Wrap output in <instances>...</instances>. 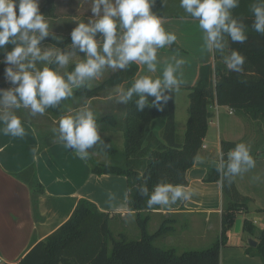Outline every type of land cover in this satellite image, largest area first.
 <instances>
[{"label":"crops","instance_id":"crops-1","mask_svg":"<svg viewBox=\"0 0 264 264\" xmlns=\"http://www.w3.org/2000/svg\"><path fill=\"white\" fill-rule=\"evenodd\" d=\"M59 3V0H54L55 17L46 18L49 24H61L62 16L57 13ZM153 12L163 18L165 30L173 32L177 39L157 49L154 73L149 72L147 65L135 62L138 69L134 79L142 75L162 78L167 65L175 66L178 59L185 61L177 69L178 78L181 80L180 91L174 93L176 133L181 140L188 117L186 88L195 84L207 66H213V53L204 48L203 31L199 28L198 21H194L185 11L178 16L159 9ZM49 32L59 33L51 29ZM38 47L42 53L43 50H52L53 56L57 50L50 43H39ZM80 52L78 48L67 53L70 55L69 64L64 67L57 65L55 70L64 73L69 66H75L81 56L85 59L86 54ZM49 62L45 61L44 65L48 66ZM178 98L186 100L184 106L187 115L183 118H178ZM84 107L90 108L98 118L112 114L116 127L105 123L98 124L100 136L110 139L112 143L115 139L120 140V137L123 140L124 102L118 100V95L109 92L108 95L101 93L92 98L69 97L63 106L65 114L73 115ZM209 109L213 111V116L208 122L195 162L187 171V184L177 185L184 188V195L175 204L160 205L159 209L149 212L147 230L150 233L156 231L164 219L174 220L172 231L158 238L164 237L161 242L171 244L175 249H204L220 238L223 209L221 183L207 182L203 177L207 168H221V141H231L235 145L244 142L251 152L255 150L259 140V136H255L253 131L247 135L241 130V118L250 122L255 120L234 112L228 113L227 106H218L216 103L211 104ZM44 114L48 117L51 115L48 112ZM20 119L25 129L22 137L4 135V125L0 123V256L4 260L19 261L32 244L44 239L70 217L79 199L89 200L99 211L107 213L110 227L116 235L123 233L127 236L128 229L133 236L139 235L135 213L128 209L125 176L93 174L89 162L81 160L74 149L63 145L59 128L51 130L49 124L39 126L30 119ZM59 119L60 117H52V124L58 126ZM162 125V118L154 119L150 124V133L160 137ZM92 154L96 158L100 154L107 156L103 153ZM252 157L256 162L255 167L233 176L236 189L246 197V202L237 213L231 228L225 233L226 242L220 248V264H263L259 257L246 253L248 240L257 242L259 232L264 229V153ZM107 159L106 163L113 161L111 157ZM120 159L117 157L114 160ZM31 164L35 165L37 178L43 187V193L36 201L35 213L31 190L14 175ZM244 219L251 222V232L243 230Z\"/></svg>","mask_w":264,"mask_h":264},{"label":"trees","instance_id":"trees-1","mask_svg":"<svg viewBox=\"0 0 264 264\" xmlns=\"http://www.w3.org/2000/svg\"><path fill=\"white\" fill-rule=\"evenodd\" d=\"M252 0H241L240 6L233 14L244 17L248 27V39L243 44H231L246 57L244 72L237 74L228 71L219 51L213 52V66L206 67L194 85L187 87V120L181 140L177 138L175 123L174 93L163 111L155 107L137 110L135 101L137 94L124 103V123L122 126L123 150L118 149L108 138H102L103 144L96 143L86 149L85 160L95 175H123L127 183L128 209L135 213L136 226L139 229L137 239H129L125 234L114 235L109 215L98 210L89 200L79 199L70 217L44 239L32 244L19 259L18 264H220V248L226 242V231L229 230L237 213L244 206L246 197L236 189L234 177L225 175L227 171L228 153L235 146L234 142L221 141V168L209 167L203 177L204 181H220L223 196L220 238L204 249H191L177 252L173 247L161 248L155 245L159 236L172 231L174 220L164 219L153 233L147 230L149 212L159 209L160 205L147 206V201L159 182L171 183L174 186L187 184V171L195 162L202 146L208 122L213 116L209 106H227L237 115L251 120L264 122V35L251 29V13L249 7ZM168 7L164 0H155L152 11ZM40 11L45 17H54V0H44ZM176 13L172 15H180ZM170 15V14H169ZM189 17L190 14H188ZM19 42V41H18ZM39 43L54 45L56 52L69 53L78 49L72 43L71 35L49 32ZM15 45L6 44L0 48V97L3 90L13 88L12 82H5L6 53ZM55 53L48 66L55 70ZM74 65L65 72H71ZM138 66L135 62L126 69L111 73L96 86L82 84L74 89L77 98H92L103 91L123 84L124 91L135 81ZM64 72V73H65ZM67 99V98H66ZM62 99L57 105L46 108V112L55 117L65 115ZM149 101L154 97H148ZM163 103V101H161ZM156 118L163 119L160 137L149 131L151 122ZM98 124L116 127L112 114L98 118ZM90 152L103 153L113 159L111 163H94ZM120 153L119 161L114 157ZM17 179L28 185L31 190L33 212H36V201L43 193L35 165L31 164L24 170L14 174ZM148 189V194L143 189ZM242 228L252 231V224L243 220ZM246 253L259 257L264 264V229L257 236L255 247L247 246Z\"/></svg>","mask_w":264,"mask_h":264},{"label":"clouds","instance_id":"clouds-1","mask_svg":"<svg viewBox=\"0 0 264 264\" xmlns=\"http://www.w3.org/2000/svg\"><path fill=\"white\" fill-rule=\"evenodd\" d=\"M155 0H94L91 12L98 17L88 23L80 22L72 30L74 47L86 54V58L76 63L71 72L61 73L49 66L37 69L36 61H48L52 50L41 52L40 40L49 35V23L40 11V0H0V48L6 44L15 45L8 51L5 60L10 66L5 73L15 87L3 90L0 105L11 108H30L33 115L44 114L46 108L57 105L62 99L73 96L74 89L86 80L97 77L105 65L112 69H126L130 63L147 65L150 73L156 71L157 49L176 41L173 32L165 30L163 18L152 11ZM241 0H180V7L198 21L203 31L204 48L207 52L219 51L225 68L237 74L244 72L246 57L231 44H243L248 39V25L244 17L233 14ZM102 11V15H101ZM251 29L264 35V0H252ZM103 35L98 44L96 34ZM38 33V35H37ZM19 41V42H18ZM70 55L55 53V63L67 66ZM185 64L176 60L175 66L167 65L162 78L142 75L127 88L121 90L118 100L125 104L138 95L137 110L146 106L163 111L172 93L180 91L181 80L177 69ZM11 65H15V70ZM154 97L149 101L148 97ZM163 101V103H161ZM97 115L88 107L75 115L65 114L59 119L60 139L66 148L74 149L84 160L86 149L97 142L103 144ZM3 134L22 137L25 129L21 119L10 112L0 115ZM255 160L249 146L238 143L228 153L225 175L236 174L255 167ZM143 193L148 194L144 188ZM171 193V197H169ZM184 195L182 186L159 182L154 186L147 206H168L175 204Z\"/></svg>","mask_w":264,"mask_h":264},{"label":"rangeland","instance_id":"rangeland-1","mask_svg":"<svg viewBox=\"0 0 264 264\" xmlns=\"http://www.w3.org/2000/svg\"><path fill=\"white\" fill-rule=\"evenodd\" d=\"M60 3L58 5V16H62L60 18V22L61 24L57 25V24H49V29L54 30V32H59L60 34H63L64 36L67 35H71L72 30L78 25V23L80 22H84V23H88L90 20L94 21L95 19H98V17L94 16V14L91 12V8L93 6L94 0H59ZM44 0H40V5L39 7L43 4ZM165 4L168 5V7H161L162 9H160L161 12H166V13H183L184 10L180 7V0H174V2L171 0H164ZM174 4V5H173ZM101 15H102V11H101ZM55 17V15H54ZM72 17H74V19L72 20ZM49 18V17H46ZM51 18V17H50ZM58 22V21H56ZM38 34V33H37ZM96 39L98 40V43H102L103 41V35L101 33H97L96 34ZM72 43H69L68 46H70ZM45 50H43L44 52ZM81 54H83L84 52H80ZM84 55V54H83ZM80 56V55H79ZM84 57L81 56V58L79 59V62L81 60H83ZM51 61V60H48ZM78 61V59H77ZM47 62V61H46ZM45 61H36V67H38L37 69H41L43 68ZM10 66L7 62V67ZM14 70H15V65H11ZM119 69H112L110 67H108L107 65L104 66V68L102 69L101 73L94 78H91L89 80H86L84 82V84H86L89 87H93L96 86L98 83L102 82L105 78H107L111 73L117 71ZM98 78V79H96ZM5 82L9 83L12 82L10 80V78H8L7 76H5L4 78ZM12 86L15 87V85ZM121 90L124 91V85L120 84L117 85L113 88L107 89L105 91L102 92L103 95H108L109 92H114L116 95H120L121 94ZM113 94V93H112ZM0 99H2L0 97ZM186 100H182L181 98L177 99V110H178V118H183L184 116H186V107L185 105ZM5 112H10L12 114L17 115L19 118L22 119H30L34 122L37 123V125L39 126H47L46 124H49L51 128V130L54 129H58L59 127V123L58 126L53 125L52 124V117L56 118L55 116L50 115L49 117L46 116V114H35L33 115L31 113L30 108H24L23 106H21L20 108H15V107H11V108H7L4 107L2 105H0V115H3ZM46 113V112H44ZM239 117V116H237ZM240 123H241V130H243V132L247 135L250 134L251 131H253V134L256 136H259V140L257 141V145L256 147H254L255 150H252L250 152V154L252 156H257V155H261L262 153H264V122L262 121H247L243 118L240 119ZM39 129V128H38ZM40 131V130H39ZM102 139V137H101ZM122 137H120V140H113L114 146L118 149L119 152H122L123 150V143H122ZM98 143V142H97ZM255 152V153H254ZM93 152H90V159L91 161H93L94 163H106L108 161L107 156H104L102 154L98 155V157L96 158V156H93L92 154ZM122 157V155L120 153H118L115 157ZM118 228H116L117 230ZM136 230V228H135ZM113 232L115 234V231L113 229ZM126 234L128 236L129 239H137L139 235L137 236H133L132 231L130 229H128L126 231ZM115 236H117L115 234ZM164 237L158 238L155 240V245L161 247V248H169L173 245L171 244H167V243H163L161 242V240ZM193 248V247H191ZM190 248L186 247H179L177 248V252H182L185 250H189Z\"/></svg>","mask_w":264,"mask_h":264},{"label":"built area","instance_id":"built-area-1","mask_svg":"<svg viewBox=\"0 0 264 264\" xmlns=\"http://www.w3.org/2000/svg\"><path fill=\"white\" fill-rule=\"evenodd\" d=\"M228 109V113H232L233 110L229 107H227ZM0 264H18V261L17 262H9V261H6L4 260L1 256H0Z\"/></svg>","mask_w":264,"mask_h":264},{"label":"water","instance_id":"water-1","mask_svg":"<svg viewBox=\"0 0 264 264\" xmlns=\"http://www.w3.org/2000/svg\"><path fill=\"white\" fill-rule=\"evenodd\" d=\"M256 241L255 240H252V239H249L248 240V245L251 246V247H255L256 246Z\"/></svg>","mask_w":264,"mask_h":264}]
</instances>
